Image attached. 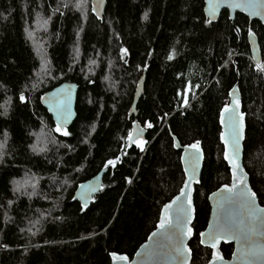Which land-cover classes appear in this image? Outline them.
<instances>
[{"label": "trees", "instance_id": "16d2710c", "mask_svg": "<svg viewBox=\"0 0 264 264\" xmlns=\"http://www.w3.org/2000/svg\"><path fill=\"white\" fill-rule=\"evenodd\" d=\"M79 3L0 0V264L131 258L184 183L174 137L205 152L189 245L191 264H207L199 234L208 196L231 180L219 117L236 83L247 115L244 167L264 205V72L248 42L254 33L264 64V24L241 14L232 23L227 11L212 23L204 0H107L101 21L91 0ZM38 46L49 63L42 79ZM63 82L79 87L67 136L40 103ZM135 119L147 131L143 150L142 140L129 144ZM103 168L101 192L82 207L77 187ZM220 250L229 258L233 246Z\"/></svg>", "mask_w": 264, "mask_h": 264}, {"label": "water", "instance_id": "95a60500", "mask_svg": "<svg viewBox=\"0 0 264 264\" xmlns=\"http://www.w3.org/2000/svg\"><path fill=\"white\" fill-rule=\"evenodd\" d=\"M231 0H223L218 8L215 9V14H213L211 4L209 0H204V14L205 17L212 23H216L222 12L227 11L229 14L230 21L233 23L236 19L237 14L245 15L249 18L250 21H258L261 24H264V5H260V14L253 15L251 10L245 7H231L229 6ZM107 0H91V10L93 15L98 20H103L106 12ZM248 42L250 45L251 57L255 65H260L262 62L261 50L259 46L258 39L256 35L250 33L248 35ZM146 80V72L143 73L140 82L136 90V101L133 105V110L129 113V116L135 115L134 112L139 99L144 93V86ZM235 89V91H233ZM79 87L73 82H63L60 85L54 87L52 90L46 92L40 103L44 109L47 110L48 114L52 117L55 125L61 129V131L70 128L74 121L76 120V104L78 96ZM237 101L239 107L237 108ZM225 107L228 108H237V117L236 121L238 122V131H239V152L236 154L235 164H238L239 170L237 171L233 164L230 163V159H226V155L231 158L234 154L235 143L234 140V127L233 122L230 117L232 113L225 112ZM242 115V120H241ZM246 119L247 115L243 111L242 105V96L239 89V83H236L234 87L229 92V102L222 108L220 112L219 122L221 127V142L224 146V158L230 169L231 180L229 184L223 185L213 191L208 196V202L210 205V214L207 226L205 230L201 233H208L211 230H214L217 224L218 219L221 216L220 203L225 197L233 195L224 191L226 187L231 188L237 186V192L241 190H249L254 192L250 184V176L244 167V143L246 139ZM147 131L140 122L135 119L132 123V130L129 136L133 137V140L130 142V145H133L136 141L142 140L144 144L146 141ZM197 143L182 145V143L176 138H173V147L176 151L180 152V163L184 172V183L176 194L169 202H167L160 211V217L156 224L155 229L149 234L145 242H143L140 247L136 250L134 255L130 258L125 254L112 253L111 254V263L110 264H191L192 261V250L190 249V240L194 234L192 225L195 220L196 209L194 203L195 189L196 186L201 183V175L203 171V166L205 162V152L201 143L199 144L200 151L198 152L195 148L191 147ZM239 177V179H234L233 173ZM107 173V168H103L98 174L93 176L91 179L81 183L73 196L74 201L78 202L82 207H86L91 203L93 197L100 193L104 181V176ZM243 180V184L240 181ZM81 185L84 187L82 188ZM187 185V188H185ZM90 188L95 189L94 191H89ZM177 197L180 199L177 201ZM191 201V203H189ZM175 202V203H174ZM168 205H172L169 210V217L172 224H175L176 221V211L177 208L182 206L188 210L189 220L186 222V227L184 229V257L178 261L174 254L170 251L169 242L160 235L162 230L160 228V223L162 218L165 216V208ZM256 205L259 208H264L259 202V199L256 195ZM194 208L195 212L192 213L191 209ZM229 210L236 216L241 215V208L239 204L231 205ZM192 229V234H188V229ZM157 233L156 236H153V233ZM200 241L204 240V243H200V246L211 250V258L207 264H242V261L239 257L238 249L240 247L238 241L234 238H221L216 242V247H212L211 242L208 240L207 236H200ZM151 238V239H150ZM259 243L264 244V235L257 237ZM149 246L148 249L145 246ZM222 245H232L233 251L229 258H225L222 251L220 250ZM190 250V251H189ZM148 251H153L155 254L149 256L146 254ZM115 254V258L113 256ZM125 256L128 257L127 261H122L119 257ZM218 256H222L223 259H219ZM252 264H264V257H257Z\"/></svg>", "mask_w": 264, "mask_h": 264}, {"label": "snow or ice", "instance_id": "6c2138e0", "mask_svg": "<svg viewBox=\"0 0 264 264\" xmlns=\"http://www.w3.org/2000/svg\"><path fill=\"white\" fill-rule=\"evenodd\" d=\"M209 2L211 4L213 14H215V9L220 6L223 0H209ZM82 3L83 0H80V3L77 5V7H81ZM260 5H264V0H231L229 6L237 8L245 7L250 9L253 15H259ZM65 7H67V5H65ZM145 18H147V14L145 15ZM252 35H254V33H252ZM124 52L126 53L127 49H125ZM258 70L264 72V64L258 65ZM233 91H235V89ZM21 100H24L23 96H21ZM238 107L239 104L237 101V108ZM237 108L225 107L224 111L232 113L230 119L233 122L234 136L236 137L234 140L235 150L233 156L229 158L226 155L225 158L230 159V163H232L233 167L238 171L240 166L234 163L236 154L239 152V131L238 122L236 121V117L238 115ZM240 118L242 120V115ZM147 127L152 128L153 124L149 122ZM57 131H61V129L58 127ZM61 134L65 136L70 135V133H68L66 130L62 131ZM132 140L133 137L129 136V141L131 142ZM137 147H140L141 150H143V142L137 144ZM191 147L195 148L198 152L200 151L198 143L192 145ZM107 164L115 167L116 161L109 160ZM233 176L234 179H239V177L235 175V172L233 173ZM129 183H131V181H129ZM240 183L243 184V180H241ZM81 187L83 188L84 186L81 185ZM236 187L237 186H233L231 188L226 187L224 189V191L232 193L233 195L225 197L221 201V216L217 221L215 229L209 231L208 233H200L199 235L207 236L208 240L212 244V247H216V242L221 238L236 239L240 245L238 253L242 264H252V262L257 257H264V244L259 243L257 239V237L264 235V208H259L256 205L257 194L255 192H250L249 190H241L240 192H237ZM185 188H187V185H185ZM94 190L95 189L93 188L89 189V191ZM176 199L178 201L180 197H177ZM189 203H191V201H189ZM237 203L242 210L240 216H236L229 210L231 205ZM171 207L172 205H168L165 208V216L162 218L160 223V228L165 231H162L160 235L169 242L168 246L170 251L174 254L175 258L180 261L184 257L185 251L183 242V236L185 234L184 229L186 227V222L190 217L188 215V210L180 206L176 211L175 224H172L168 215ZM191 212L194 213L195 209L192 208ZM188 234H192L191 228L188 229ZM152 235L156 236L157 233L154 232ZM200 243H204V240H201ZM145 248L148 249L149 246L146 245ZM146 254L151 256L155 253L153 251H148ZM113 256L115 258V254H113ZM218 258L221 260L223 259L222 256H218ZM119 259L122 261H127L128 257L121 256Z\"/></svg>", "mask_w": 264, "mask_h": 264}, {"label": "rangeland", "instance_id": "374dc122", "mask_svg": "<svg viewBox=\"0 0 264 264\" xmlns=\"http://www.w3.org/2000/svg\"><path fill=\"white\" fill-rule=\"evenodd\" d=\"M39 26H36V32H37V30L39 31ZM37 46V45H36ZM37 49H38V51H39V53L40 54H42L41 52H40V50L39 49H41L39 46L37 47ZM48 67H49V63H48V60H47V58H46V55H43L42 54V58L40 59V73L38 74V78H40V79H42L41 77H45V75H48L49 74V69H48ZM49 77V76H48ZM38 83V82H37ZM42 140H45V139H42Z\"/></svg>", "mask_w": 264, "mask_h": 264}, {"label": "bare ground", "instance_id": "6f19581e", "mask_svg": "<svg viewBox=\"0 0 264 264\" xmlns=\"http://www.w3.org/2000/svg\"><path fill=\"white\" fill-rule=\"evenodd\" d=\"M101 192V191H100Z\"/></svg>", "mask_w": 264, "mask_h": 264}]
</instances>
